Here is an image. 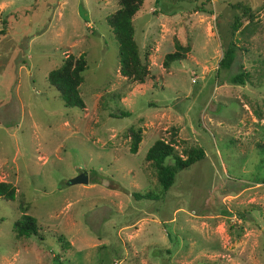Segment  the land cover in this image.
Masks as SVG:
<instances>
[{
    "label": "rangeland",
    "instance_id": "rangeland-1",
    "mask_svg": "<svg viewBox=\"0 0 264 264\" xmlns=\"http://www.w3.org/2000/svg\"><path fill=\"white\" fill-rule=\"evenodd\" d=\"M259 4L142 0L133 39L149 75L139 86L117 72L105 21L116 0H0V181L15 188L14 200L0 199V264H264ZM233 15L240 26L228 36ZM229 38L237 46L230 72H244L241 85L226 71L215 76ZM175 40L189 51L164 69ZM79 54L81 110L64 107L46 80ZM131 127L141 137L134 154ZM158 139L174 141L178 154L204 152L163 193L144 160ZM81 172L86 184H67ZM145 193L153 197H133ZM19 204L44 241L14 237Z\"/></svg>",
    "mask_w": 264,
    "mask_h": 264
},
{
    "label": "trees",
    "instance_id": "trees-1",
    "mask_svg": "<svg viewBox=\"0 0 264 264\" xmlns=\"http://www.w3.org/2000/svg\"><path fill=\"white\" fill-rule=\"evenodd\" d=\"M117 9L105 17L106 24L117 45V72L125 80L141 86L149 72L147 68V54H139L137 45L133 39L132 18L141 6L142 0H116ZM259 9H264V0H260ZM203 11L201 9H198ZM241 15L251 20L249 9L242 8ZM211 13L210 11H204ZM240 26L239 16L233 15L228 36L233 35ZM3 34V29L0 30ZM237 46L229 39L222 42L221 58L217 62L215 76L221 71L229 73L228 81L231 84H243L245 75L242 70L231 73V67L235 60ZM188 46L180 45L176 40L173 42V51L164 54L161 66L167 69L174 61L184 58ZM86 68L82 54L77 57L66 55L58 67L46 74L47 83L58 93L64 107L83 109L84 104L79 95V86L83 82L82 72ZM127 113H119L116 116H126ZM129 136L128 152L136 153L137 145L141 139L139 129L128 128ZM174 141L155 140L146 150L144 160L150 165L155 180L161 192L167 191L174 181L175 174L180 170L188 169L194 162L204 157L201 147H186L181 153H176L173 148ZM169 160V162H165ZM135 199H151L153 194H134ZM15 188L7 182L0 181V199L14 200ZM21 215L13 221L11 230L15 238L36 237L44 241L45 234L41 225L35 219L25 214L24 204L18 205ZM59 238V237H58ZM64 244V243H63Z\"/></svg>",
    "mask_w": 264,
    "mask_h": 264
},
{
    "label": "water",
    "instance_id": "water-1",
    "mask_svg": "<svg viewBox=\"0 0 264 264\" xmlns=\"http://www.w3.org/2000/svg\"><path fill=\"white\" fill-rule=\"evenodd\" d=\"M87 183V177L84 172L79 173L78 175L70 178L67 181V184L74 185V184H86Z\"/></svg>",
    "mask_w": 264,
    "mask_h": 264
}]
</instances>
